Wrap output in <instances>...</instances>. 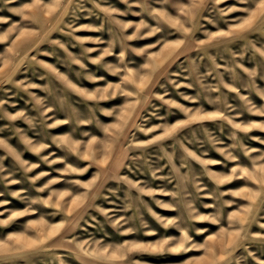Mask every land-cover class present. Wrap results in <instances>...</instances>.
Listing matches in <instances>:
<instances>
[{
  "label": "rangeland",
  "instance_id": "1",
  "mask_svg": "<svg viewBox=\"0 0 264 264\" xmlns=\"http://www.w3.org/2000/svg\"><path fill=\"white\" fill-rule=\"evenodd\" d=\"M0 264H264V0H0Z\"/></svg>",
  "mask_w": 264,
  "mask_h": 264
}]
</instances>
